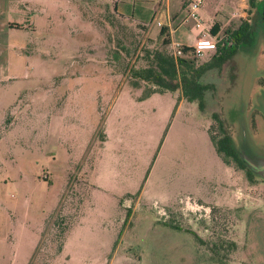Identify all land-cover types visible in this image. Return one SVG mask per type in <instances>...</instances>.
<instances>
[{"label": "rangeland", "instance_id": "obj_1", "mask_svg": "<svg viewBox=\"0 0 264 264\" xmlns=\"http://www.w3.org/2000/svg\"><path fill=\"white\" fill-rule=\"evenodd\" d=\"M9 1L14 10L0 14V50L4 15L22 29L7 36L20 55L10 60L14 79L0 83L4 251L21 231L22 242L37 234L38 252L55 256L81 220L85 233L71 239L73 263L66 264L79 255L99 264H264V182L223 165L207 135L218 134L216 116L234 138L229 123L241 116L250 150L260 156L262 50L253 56L243 49L201 70L197 82L207 88L200 110L180 86L147 95L123 71L147 66L139 50L157 38L123 21L106 0ZM226 1L203 0L202 15ZM228 4L229 14L217 19L220 34L242 20L253 24L248 0ZM222 194L235 200L229 209L216 205Z\"/></svg>", "mask_w": 264, "mask_h": 264}, {"label": "crops", "instance_id": "obj_2", "mask_svg": "<svg viewBox=\"0 0 264 264\" xmlns=\"http://www.w3.org/2000/svg\"><path fill=\"white\" fill-rule=\"evenodd\" d=\"M106 2L111 4L115 14L123 21L145 29V36L149 39H156L159 29L166 27L169 44L173 43L187 48H190L198 39L213 40L209 36V30L214 31L215 26L219 24L217 19L222 15L227 16L231 8L227 0L222 5L211 9L210 12H207L208 14L202 15V12H205L202 0V6L197 11L201 26L195 27L194 22L191 20L193 29L186 32L183 28L190 20L186 16L188 8V3L185 4L186 0H106ZM9 3V0H0V14H8L11 10H14L9 6ZM3 18H5V21L2 30L5 32L6 39L4 47L0 50V83L14 79V75L13 77L11 75L12 63L10 60L12 59L15 62L16 59L20 58V55L17 53L15 45L9 43L7 36L12 31L22 29V26L9 21L7 15H4ZM208 55H212V53H207L204 57ZM218 197L216 199L217 206L224 207L228 205L226 208L229 209L235 203V200L229 198L228 194H222ZM82 223L84 224L81 220H75L71 224L60 244V250L55 256H52L49 252L43 254L38 252L39 236L37 234L32 233L33 235L26 236L22 242L21 231L18 233L17 240L11 242L13 245L8 246L7 252H5L3 246H5V240L8 236L5 235L4 225H0V264H66V262H71L72 258L66 249L71 239L78 242L81 239L79 236L85 233L81 229L82 226H85ZM2 235L5 236L2 237ZM84 257L81 255L76 256L74 264H99L96 260H88Z\"/></svg>", "mask_w": 264, "mask_h": 264}, {"label": "trees", "instance_id": "obj_3", "mask_svg": "<svg viewBox=\"0 0 264 264\" xmlns=\"http://www.w3.org/2000/svg\"><path fill=\"white\" fill-rule=\"evenodd\" d=\"M253 0H248L249 6L252 7ZM119 17V16H118ZM14 27H18L13 25ZM139 31L144 29L135 26ZM220 25L215 26L214 31L209 30V36L214 40L215 50L210 56L209 62L195 66L196 59L190 55V48L181 46V57L173 60L171 54L168 55V30L161 27L157 35V41L147 40L139 50L140 59H147V66L137 69H128L127 64L124 65L123 71H126L130 79L138 80L148 89L147 95L163 94L166 92H174L179 86L182 97L188 102L197 104L198 109H202V94L206 90V86L198 84L197 78L201 70L219 67L227 63L240 44H248L252 39V25L246 20L240 21L236 26L226 27L220 34ZM220 34V35H219ZM138 41L134 39L132 53L136 50ZM152 48H149L151 47ZM121 48V46H120ZM169 51V50H168ZM128 55L127 50H124ZM178 79V82L177 80ZM217 122V136L211 131H207L210 143L216 156L223 165H235L244 171L248 181H252L250 173L245 169L243 163L236 157L230 147V140L225 133L222 123L214 116ZM61 220H59L60 222ZM163 226L177 229L172 224H163Z\"/></svg>", "mask_w": 264, "mask_h": 264}, {"label": "water", "instance_id": "obj_4", "mask_svg": "<svg viewBox=\"0 0 264 264\" xmlns=\"http://www.w3.org/2000/svg\"><path fill=\"white\" fill-rule=\"evenodd\" d=\"M260 37L262 38V41L260 44L261 46L259 47L257 40ZM243 49H248L249 52L252 51L253 56H255V54L259 52V50H262V56L264 58V25H262L261 28L258 29V31L253 32L250 43L240 44L238 46L230 60H232V58L238 51H241ZM229 124H234L236 128L234 138H231L228 135L230 140V147L233 150L234 154L243 163V166L250 173L253 179H258L264 182V146L259 147L260 151H262L260 156H255L250 150L251 141L249 139V136L247 135L246 126L243 123L242 117L240 116V120L238 118L237 120L234 119L232 123Z\"/></svg>", "mask_w": 264, "mask_h": 264}, {"label": "built area", "instance_id": "obj_5", "mask_svg": "<svg viewBox=\"0 0 264 264\" xmlns=\"http://www.w3.org/2000/svg\"><path fill=\"white\" fill-rule=\"evenodd\" d=\"M202 6V0H190L187 8V18L192 20L195 24V27H198L200 20L197 15V11ZM171 58L173 60L181 57V49L177 44L170 43ZM215 50V44L212 40L199 39L194 42L190 47V55L195 59H201L207 53H213Z\"/></svg>", "mask_w": 264, "mask_h": 264}, {"label": "flooded vegetation", "instance_id": "obj_6", "mask_svg": "<svg viewBox=\"0 0 264 264\" xmlns=\"http://www.w3.org/2000/svg\"><path fill=\"white\" fill-rule=\"evenodd\" d=\"M251 8L255 10L252 24V32H254L264 25V0H253Z\"/></svg>", "mask_w": 264, "mask_h": 264}]
</instances>
